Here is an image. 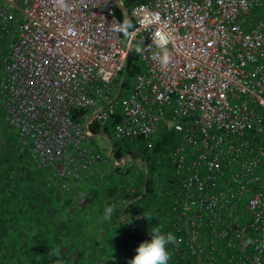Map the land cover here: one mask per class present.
Returning <instances> with one entry per match:
<instances>
[{
	"label": "built area",
	"instance_id": "obj_1",
	"mask_svg": "<svg viewBox=\"0 0 264 264\" xmlns=\"http://www.w3.org/2000/svg\"><path fill=\"white\" fill-rule=\"evenodd\" d=\"M66 3L0 0V109L18 153L64 189L101 173L89 123L147 151L170 132L154 154L165 211L153 223L177 237L169 262L264 264V0H119L132 39L112 30L116 0ZM159 28L166 69L152 59ZM130 50L139 69L126 77Z\"/></svg>",
	"mask_w": 264,
	"mask_h": 264
},
{
	"label": "rangeland",
	"instance_id": "obj_2",
	"mask_svg": "<svg viewBox=\"0 0 264 264\" xmlns=\"http://www.w3.org/2000/svg\"><path fill=\"white\" fill-rule=\"evenodd\" d=\"M7 39L5 34L0 49L6 47ZM13 134L0 109V264H112L110 260L123 263L126 240L121 237V227L114 219L108 222L97 217L98 208L103 210L105 204L98 201L100 192L94 190V175L61 189L26 155L18 154ZM95 135L92 140L104 158L98 165L100 175H108V182L117 181L129 165L134 167L131 173L144 172L140 154L134 159L128 155L117 160L120 169L109 171V145L102 135ZM163 177V173L157 174L158 187L164 185ZM118 185H123V180ZM130 186H125L126 192ZM125 190L113 195L114 214L124 200L118 194H125ZM131 227L125 233L138 234L140 222H133ZM138 245L133 244L134 252ZM54 250H58L57 255L52 254ZM109 254L113 259H108Z\"/></svg>",
	"mask_w": 264,
	"mask_h": 264
},
{
	"label": "trees",
	"instance_id": "obj_3",
	"mask_svg": "<svg viewBox=\"0 0 264 264\" xmlns=\"http://www.w3.org/2000/svg\"><path fill=\"white\" fill-rule=\"evenodd\" d=\"M134 1L136 0H122V3L124 7L128 9V7ZM115 14L119 19L123 18L122 11L118 7L115 8ZM127 19L130 20L131 23L133 22L132 17L128 16ZM135 56L136 52L134 50H130L127 55L126 64L124 67V74L126 77L139 69V66L134 62ZM87 111V109L82 108H71L70 116L72 119H77ZM88 128L91 134L104 132L111 137V131L109 127L99 128L96 123H89ZM171 135L172 133L166 132L162 134V136L155 137L153 146L149 151H147L145 148H130L127 145L122 147L119 143L112 140V156L116 160H120V158L125 154H128L132 158L135 157V155L140 154V159L144 164V172L142 173L135 171V173H131L133 166L131 167L129 165L124 167L125 172L120 173L118 180L113 183L111 182L112 184L106 179L108 175L104 177L98 172L94 174L93 187L96 188L94 189L95 192L99 190L100 197L98 201L100 200L103 204H105V207L107 205H113L112 199L115 197L113 196L114 193H117L118 191L122 192V190L124 191L125 186L128 185V183L131 184L129 190H127V192L125 190V194L122 195L121 192H119L120 194H118V196L124 197V200H122L119 210H117V212L113 214L112 217L119 228L121 227L122 229L121 237L124 238V241L126 240L124 248L126 251L124 255L125 261L121 263L116 260H110L112 264H128V261L135 255V252L133 251V244H140L141 242L150 239L149 231L151 227H153L155 224L154 222L157 221V219L164 213L163 211H165V201L163 194H160L161 189L157 185V174L160 171L158 170V164L154 160V154L158 149L164 147L168 141H171ZM114 168L116 170L120 169L118 166ZM119 180H123V185H118ZM139 185L140 188L137 190ZM101 202H99L98 205H100ZM98 211L99 214H97V217L98 219H102V216L104 215V209L101 210L98 208ZM144 216H151L152 218L146 219ZM137 220L140 222L138 234L133 233V236L126 234V229L132 228V223ZM121 237L120 239H122ZM111 258V254H109L108 259ZM169 264L180 263L169 262Z\"/></svg>",
	"mask_w": 264,
	"mask_h": 264
},
{
	"label": "clouds",
	"instance_id": "obj_4",
	"mask_svg": "<svg viewBox=\"0 0 264 264\" xmlns=\"http://www.w3.org/2000/svg\"><path fill=\"white\" fill-rule=\"evenodd\" d=\"M57 7L62 10H68L66 0H55ZM158 23V17H150L147 19L145 26L148 24ZM133 27L130 20L125 19L122 23H115L112 25V30L116 33L122 34L125 38H134V33L129 29ZM71 31V30H70ZM171 33L164 28H159L156 32L151 34L152 44L155 45L158 52H154L152 59L157 61L162 69H166L172 62V53L168 49L171 43ZM136 52L142 53L145 49L136 47ZM115 211L114 205H107L104 208L103 221L110 222ZM146 219H151V216H144ZM150 239L141 242L135 249V255L128 261V264H169L171 259V252L169 245L176 244L177 237L172 232H165L162 225H156L150 229ZM245 243H252L246 240ZM53 255L58 254V250H54Z\"/></svg>",
	"mask_w": 264,
	"mask_h": 264
},
{
	"label": "water",
	"instance_id": "obj_5",
	"mask_svg": "<svg viewBox=\"0 0 264 264\" xmlns=\"http://www.w3.org/2000/svg\"><path fill=\"white\" fill-rule=\"evenodd\" d=\"M116 2H117V6H118L119 8H121L122 10H125V13H124L123 18H122V19H125V18H126V9H125V8L119 3V0H116ZM98 134L102 135V136L106 139V141H107L109 147L111 148V147H112V142H111V138H110V136L107 135V134L104 133V132H99ZM92 136L94 137V136H96V135H95V134H92Z\"/></svg>",
	"mask_w": 264,
	"mask_h": 264
}]
</instances>
